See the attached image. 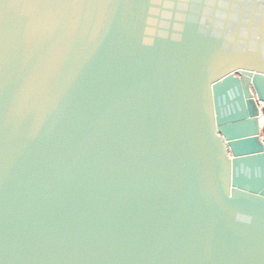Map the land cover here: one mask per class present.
<instances>
[{"label": "water", "instance_id": "1", "mask_svg": "<svg viewBox=\"0 0 264 264\" xmlns=\"http://www.w3.org/2000/svg\"><path fill=\"white\" fill-rule=\"evenodd\" d=\"M264 0H0V264H264Z\"/></svg>", "mask_w": 264, "mask_h": 264}, {"label": "rangeland", "instance_id": "2", "mask_svg": "<svg viewBox=\"0 0 264 264\" xmlns=\"http://www.w3.org/2000/svg\"><path fill=\"white\" fill-rule=\"evenodd\" d=\"M262 136L264 138V125H263V129H262Z\"/></svg>", "mask_w": 264, "mask_h": 264}, {"label": "built area", "instance_id": "3", "mask_svg": "<svg viewBox=\"0 0 264 264\" xmlns=\"http://www.w3.org/2000/svg\"><path fill=\"white\" fill-rule=\"evenodd\" d=\"M263 141H264V138H263Z\"/></svg>", "mask_w": 264, "mask_h": 264}]
</instances>
